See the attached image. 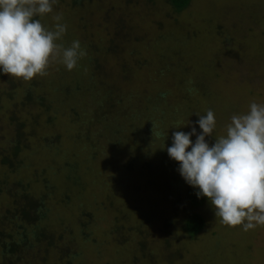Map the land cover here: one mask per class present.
<instances>
[{"label":"rangeland","instance_id":"rangeland-1","mask_svg":"<svg viewBox=\"0 0 264 264\" xmlns=\"http://www.w3.org/2000/svg\"><path fill=\"white\" fill-rule=\"evenodd\" d=\"M56 15L67 26L57 43L79 41L85 53L77 66L54 61L30 81L0 77V146L14 135L13 112L26 136L20 160L30 165L5 177L0 167V178L18 192L20 180L44 205L53 242L15 264H264V226L229 227L208 199L189 203L179 163L167 153L174 131H202L197 114H215L213 136L205 137L211 146L233 114L264 104V0H191L178 12L168 0H56L37 18L51 30ZM123 41L136 50V58L121 54L136 60L128 77L117 53H104L110 42L120 52ZM162 55L175 66L157 65ZM90 67L91 78L113 88L112 102L66 94L71 73L82 77ZM178 74L192 78L180 84ZM33 80L35 88L48 82L40 93L49 111L20 105ZM7 199L0 191V210ZM189 212L204 220L192 237L182 228Z\"/></svg>","mask_w":264,"mask_h":264},{"label":"clouds","instance_id":"clouds-1","mask_svg":"<svg viewBox=\"0 0 264 264\" xmlns=\"http://www.w3.org/2000/svg\"><path fill=\"white\" fill-rule=\"evenodd\" d=\"M55 3L0 0V71L30 81L47 75L54 61L69 71L77 66L85 55L80 42L73 41L69 47L57 43L67 28L60 22L62 16L53 17L56 23L51 30L37 18L51 13ZM197 115L195 123L202 131L197 134L195 127L187 133L174 131L167 147L169 157L179 163L184 180L199 189L197 196L210 201L222 224L242 226L244 231L264 226V104L253 101L247 112L233 114L225 134L215 137L211 146L205 137L213 136L215 114L209 109L206 115Z\"/></svg>","mask_w":264,"mask_h":264},{"label":"trees","instance_id":"trees-1","mask_svg":"<svg viewBox=\"0 0 264 264\" xmlns=\"http://www.w3.org/2000/svg\"><path fill=\"white\" fill-rule=\"evenodd\" d=\"M190 2L191 0H168L169 5L176 12L184 9ZM131 42L132 41L121 42L120 52H117L114 47H111L110 45H112L113 43L110 42L109 43L110 45L108 44L109 47L108 48L106 47L104 51V53L108 55L109 53H113V54L117 53L116 54L117 59L121 58L120 60H117L119 63V67L122 68L121 70L122 72L125 73L124 76L126 77H128L131 74V66L136 62V60L129 62L130 57L128 56L126 58L125 57L123 58L121 54L124 50L129 51L135 53L134 55L136 58L135 46L129 47L130 45L129 43ZM163 54L168 55L172 60H176L175 57H171L169 53H163ZM162 56H163L161 57L162 61H157V65L158 64L160 65L161 63L162 66L165 65L166 67L167 65L175 66L173 65L174 63L171 60L170 62L168 61L169 59L165 55ZM105 57L106 56H104V58ZM86 59L87 61L90 60V58H86ZM92 59L94 61L97 58H94L93 56ZM147 61L148 60H145V62ZM118 70L119 69L117 68H115L114 71L111 70L112 74H117ZM1 73L2 72L0 71V77H1ZM91 73H92L91 67H90V71L86 75H83L82 77H78L76 74L71 73L73 79L76 80H74L75 83L73 85L63 88L65 89V91H67V93L66 92L65 93L67 95L73 93L71 96H77L78 94L88 95L89 98H93V99L96 98L94 104H99V105L112 102L111 99L113 98V94H114L113 88H109L108 84L105 81H103L104 77H101L98 80H96L95 77L91 78V76L93 75ZM89 75L90 77H88ZM102 75H103V71H102ZM106 75L109 76L108 74ZM179 77L180 74H178V78ZM190 78L192 77H185V76L180 77L179 83L180 84H182L183 82L187 83V81H189ZM33 81H32L33 84H29L28 86H23L22 98H21L23 99V101L20 102V105L25 108H27L28 106L30 107L39 106V108H43L44 112L49 111L50 107H52V102L49 101V99L45 98V96L40 93L42 92L41 88L45 86L44 84H48V82H44L39 85L41 87L38 86L35 88L34 87L35 80ZM104 84L106 85V88L103 87ZM85 110L87 111L90 109L86 107ZM93 113L96 114L95 111ZM12 115L9 116L8 123L15 126L14 135L12 134L8 142L7 143L5 142L3 146L2 145L0 146V167L3 170L2 171L3 177L7 175H12L14 171H16L18 168L23 169L27 166H30L28 164L27 166H25V163L22 162V160H20L21 157L20 155L22 154V151L24 150L27 151L26 149L27 143H25L26 136L25 135L23 136L22 134V124L16 120L17 118L14 116L13 112ZM50 118L51 117H49V121L51 120ZM32 172L35 173L36 169L35 170L32 169ZM17 183H19V188L21 190L20 192L16 191L17 186L13 187L7 184L4 178H0V191L4 192L6 197L8 198L7 201L4 203L2 210H0V264H15L18 261L20 262L21 260H25L29 257H34L33 255L34 248L38 246H39L38 248H40L41 246L40 244L42 243L46 244L45 250L48 247L53 246L51 233H49L46 226L42 223L45 220V216H46V210L44 208V205H42L40 202H37L35 199L30 197L26 191H24V189L20 186L21 183L20 180ZM198 191H199L198 188L193 187L188 183H186V187H185L186 199L189 203H191L194 206L202 205L204 201L207 200L206 197L203 196L198 197L197 196ZM203 225H204V220L199 213L189 212L185 215L183 219L182 228L189 237H192L196 235L203 228Z\"/></svg>","mask_w":264,"mask_h":264}]
</instances>
